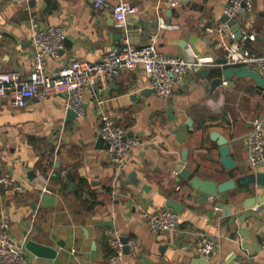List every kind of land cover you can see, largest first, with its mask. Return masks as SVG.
<instances>
[{
    "label": "crops",
    "instance_id": "0c3cea01",
    "mask_svg": "<svg viewBox=\"0 0 264 264\" xmlns=\"http://www.w3.org/2000/svg\"><path fill=\"white\" fill-rule=\"evenodd\" d=\"M31 2L0 0L1 72L20 70L29 76L31 39L48 26L66 29L64 49L58 57L48 58L50 73L74 59L98 62L128 37L126 30L116 27L110 11L95 8L94 0ZM226 5L227 0H180L172 13L161 14L166 23L179 26L172 30L155 28L158 17L128 19L130 27L140 20L148 22L145 30L134 31L132 45L144 46L158 34L160 52L210 58L218 64L205 68L213 70L205 78L197 72L187 75L168 97L155 93L139 67L123 70L101 94L86 91L82 117L69 115L63 95L32 99L23 108L13 107L9 98L1 100L0 176L9 175L23 191L0 187L4 196L0 224L9 223L14 242L25 246L33 264H110L114 230L136 243L115 264H194L203 235L215 243L214 255L207 258L210 264H264V186L255 183L213 198L179 180L175 170L188 150V168L195 174L219 183L228 180L224 166L209 158H220L219 146L210 137L213 131L229 139L232 157L240 166H250L244 138L255 119L264 120V93L251 78L234 77L232 83L213 86L228 67L219 66L224 52L214 48L205 28L225 22ZM232 27L253 31L254 41L241 35L238 40L245 49L264 54V0H254L253 13L242 11ZM100 100L128 138L141 139L121 166L111 161L110 148L99 138ZM254 172L264 174V167ZM45 187L51 194L44 195L56 198L55 205H44ZM171 200L185 206L180 222L175 230L155 235L142 214L175 211L167 204ZM29 240L49 245L57 256L33 254L26 248Z\"/></svg>",
    "mask_w": 264,
    "mask_h": 264
},
{
    "label": "built area",
    "instance_id": "2783aa9c",
    "mask_svg": "<svg viewBox=\"0 0 264 264\" xmlns=\"http://www.w3.org/2000/svg\"><path fill=\"white\" fill-rule=\"evenodd\" d=\"M14 3L42 2L44 0H10ZM113 2V3H112ZM180 0H94L95 8L110 11L118 29L127 32L130 17L143 14L158 17L159 25L163 29L172 30L179 26L165 22L161 14L164 11L179 7ZM250 14L254 11V0H227L225 15L228 21L220 25L207 26L206 34L214 44V48L224 52L225 63L221 67H248L256 70L264 77V54H258L245 49L238 36L256 39V34L246 28L236 31L232 21L242 12ZM62 26H48L38 29L31 39L33 47V70L24 77L20 70L10 72L0 71V102L9 98L15 108H23L32 99L47 100L53 96L63 95L66 106L73 110L78 117L86 114L85 93L93 90L97 94L105 92L111 81L123 70L135 71L143 67L150 79L155 93L165 98L172 94L174 88L183 83L186 76L199 69L218 66L213 59L202 57L184 58L166 55L159 51L158 34L150 37L148 43L141 47L132 45L127 37L120 46L111 48L100 61L90 62L74 59L62 66L57 73L48 72V58L58 57L64 49L66 33ZM104 101H98V115L101 121L100 136L110 144V159L121 166L132 149L141 144L139 137L128 138L126 130L107 114L102 106ZM252 131L244 138V144L249 152L250 166L255 170L264 167V120L255 119ZM62 173L67 174V170ZM0 187H6L16 193L23 191L22 185L14 182L9 176H0ZM181 186L178 190H181ZM44 194H51L47 187ZM4 196L0 193V203ZM258 209V208H256ZM36 214L34 215V218ZM142 220L155 235L176 229L180 222V215L173 210H161L142 214ZM34 225V222L31 226ZM132 239H126L114 230L110 234V246L113 253L109 263L115 264L124 256L126 246L134 248ZM261 248L264 255V234L261 236ZM215 249L214 241L203 235L196 245L199 256L208 258ZM0 264H33L25 255V246L14 242L9 223L0 224Z\"/></svg>",
    "mask_w": 264,
    "mask_h": 264
},
{
    "label": "water",
    "instance_id": "95a60500",
    "mask_svg": "<svg viewBox=\"0 0 264 264\" xmlns=\"http://www.w3.org/2000/svg\"><path fill=\"white\" fill-rule=\"evenodd\" d=\"M31 3H35L32 1ZM173 10H168L167 14L172 13ZM228 21V17L226 16L225 22ZM233 22V21H232ZM145 25H148V22L144 20L138 21V25L135 27L127 26L128 31V38L130 43H133V33L134 31L141 28L142 30H145ZM159 26V19L157 18L154 21V27L158 28ZM238 28V27H237ZM238 31V29H236ZM155 31H150V34H153ZM121 36V35H120ZM240 38V35H239ZM220 63H225L226 59H222L219 61ZM213 70L212 69H199L197 73L201 77H206L208 74H210ZM234 77H238L240 79H246L251 78L258 89L259 93H264V77H262L256 70L250 69L248 67H228L221 75L215 79L213 82L214 87L222 86L225 82H231ZM154 90V89H153ZM70 116L76 115V113L73 110L69 111ZM189 125H192V120L189 121ZM211 140L216 141L217 145L219 146V153L220 158L216 159L213 156H209V158L216 162L221 163L224 168L227 171L228 180L223 182H218L216 180H206L195 174L192 170L188 168L190 161L188 157V150H184L182 154V159L179 161V163L176 165V172L180 176L179 180H184L187 182L194 190L213 197L217 198L220 194H225L229 191H232L236 188L246 189L251 184L258 183L261 186H264V174H256L254 172V169L251 166H240L238 162L232 157V150L230 146V141L228 138H226L223 134H221L218 131H213L210 135ZM101 141L107 143L108 147L110 148V144L104 140L102 137H99ZM248 172V173H247ZM136 176V172L131 174V178ZM132 182V181H131ZM137 185H140L141 181H137ZM42 201L44 205H55L56 204V198L44 195L42 196ZM168 206H170L172 209H174L179 215H181L185 209V206L176 202V201H168ZM103 224V223H102ZM105 225L109 227H114L113 223H106ZM26 248L32 252L33 254L44 257V258H55L57 256V251L50 247L49 245H45L43 243H39L34 240H29L26 244ZM129 250V247L126 246L125 252ZM214 255V252L210 254L209 257H212ZM194 264H210L209 260L207 258H201L199 255H197L193 260Z\"/></svg>",
    "mask_w": 264,
    "mask_h": 264
}]
</instances>
